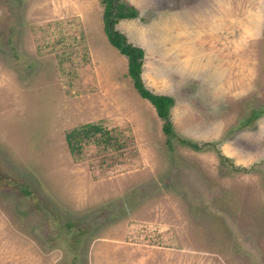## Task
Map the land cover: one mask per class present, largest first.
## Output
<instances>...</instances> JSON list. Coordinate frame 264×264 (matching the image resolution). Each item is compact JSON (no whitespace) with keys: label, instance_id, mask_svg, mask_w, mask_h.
<instances>
[{"label":"rangeland","instance_id":"374dc122","mask_svg":"<svg viewBox=\"0 0 264 264\" xmlns=\"http://www.w3.org/2000/svg\"><path fill=\"white\" fill-rule=\"evenodd\" d=\"M126 1L170 146L99 0H0V264H264V0Z\"/></svg>","mask_w":264,"mask_h":264},{"label":"trees","instance_id":"16d2710c","mask_svg":"<svg viewBox=\"0 0 264 264\" xmlns=\"http://www.w3.org/2000/svg\"><path fill=\"white\" fill-rule=\"evenodd\" d=\"M99 2L102 6L101 23L105 37L119 54L125 56L127 76L137 94L151 104L156 116L161 120L160 129L166 137V145L170 146L171 139L176 137L169 114L173 99L169 95L153 93L144 86L140 76L143 49L132 45L125 35L115 28L117 21L135 18L138 11L126 0H99ZM64 139L70 153H78L83 142L92 141L95 144H103V146L113 143L112 136L99 122H85L74 126L64 133ZM178 141L193 149H198L195 143L182 138H178Z\"/></svg>","mask_w":264,"mask_h":264},{"label":"crops","instance_id":"0c3cea01","mask_svg":"<svg viewBox=\"0 0 264 264\" xmlns=\"http://www.w3.org/2000/svg\"><path fill=\"white\" fill-rule=\"evenodd\" d=\"M129 3V2H128ZM129 4H131V5H133L136 9H137V6H136V4H134V3H129ZM131 19H133V18H131ZM131 19H121V20H119V21H117V23L115 24V28L118 30V31H120L121 33H125V31L123 30V23L125 24V22L127 21V20H131ZM139 47V46H138ZM189 52L190 53H194V51H193V49H190L189 50ZM178 54H180V52H178ZM141 66H142V64H141ZM193 67H195V69H197V63H195V64H191L190 62H189V60H183V62L181 61L180 63H178L176 66H175V69H176V71H177V73L178 74H181L182 72H184V71H189V70H191V68H193ZM141 79H142V77H143V71H142V69H141ZM154 87V86H153ZM155 88V87H154ZM155 89H157V88H155ZM163 89H168L167 87H165V86H163ZM150 91V90H149ZM152 92V91H151ZM154 93V92H153ZM156 94H164V95H169V96H173V94L171 93V92H169V93H165V92H157Z\"/></svg>","mask_w":264,"mask_h":264}]
</instances>
